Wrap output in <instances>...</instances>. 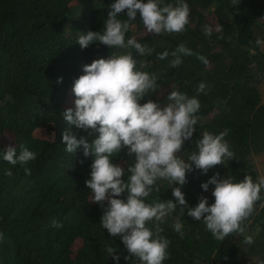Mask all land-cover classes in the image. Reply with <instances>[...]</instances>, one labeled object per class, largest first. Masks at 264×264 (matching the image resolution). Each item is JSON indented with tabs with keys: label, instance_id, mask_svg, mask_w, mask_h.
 <instances>
[{
	"label": "trees",
	"instance_id": "trees-1",
	"mask_svg": "<svg viewBox=\"0 0 264 264\" xmlns=\"http://www.w3.org/2000/svg\"><path fill=\"white\" fill-rule=\"evenodd\" d=\"M115 0H0V264H117L105 249L116 247L119 264H139L136 257L126 261L129 253L120 237H112L101 225L103 209L91 202L92 193L85 181L90 179L93 156L85 157L83 147L76 153L66 152L62 133L68 128L62 113L75 109L74 82L84 74V65L111 55L131 52L133 58L147 66L137 70L155 73L160 88L146 95L149 100L167 104L173 90L196 97L200 102L196 132L185 141L178 155L187 161L198 151L196 140L208 131L215 135L227 129L225 140L235 159L227 165H217L207 174L202 170L187 173L182 191L189 208L198 205L201 196L214 203L215 185L207 191L201 187L217 172L220 179L231 175L235 182L251 175L260 177L253 155L264 152V0H184L190 16L181 33L150 34L144 28L139 12L126 33V40L135 36L141 44L153 48L151 55L141 56L135 49L109 48L93 43L82 49L79 35L88 31L102 32L109 6ZM147 3V0H144ZM175 6L178 0H163ZM127 10L120 19H127ZM213 28L211 37L203 26ZM222 32H216L217 26ZM192 50L182 55L183 63L172 68L171 55L164 60L158 54L171 53L179 44ZM203 55L208 65L197 56ZM62 78V82H57ZM201 82L203 93L197 92ZM51 128V135L42 134ZM89 143L98 132L89 135L73 128ZM91 131V130H89ZM45 133V132H44ZM10 140V143H9ZM21 145L37 154L26 164L11 165L2 152L9 146ZM113 162L125 168L135 163V157L123 149ZM31 169V175L25 174ZM193 168L195 166L193 165ZM13 175H5L6 170ZM159 191L147 198L175 200L166 180L156 182ZM126 193L122 199H126ZM264 189L252 215L244 222L243 234L233 233L216 240L206 230L203 221H196L177 211L165 217L161 235L170 241L168 258L163 264H264ZM107 206V202H105ZM62 227L53 225V221ZM182 224L183 238L173 225ZM148 227L155 230V221ZM246 236L254 242L245 244Z\"/></svg>",
	"mask_w": 264,
	"mask_h": 264
},
{
	"label": "clouds",
	"instance_id": "clouds-1",
	"mask_svg": "<svg viewBox=\"0 0 264 264\" xmlns=\"http://www.w3.org/2000/svg\"><path fill=\"white\" fill-rule=\"evenodd\" d=\"M239 3L240 0H232L234 5ZM109 9L102 32L88 31L79 35L77 43L82 49L98 42L109 48L135 49L141 56L151 55L154 49L138 42L135 36L126 40V33L137 13L147 32L156 35L184 32L190 16L189 5L184 0H178L175 6L165 4L163 0H147V3L144 0H115ZM125 10L127 19H120ZM202 30L211 37V26L205 25ZM215 31L222 32L223 26L218 25ZM256 44L264 45V40L258 39ZM169 55L173 57L170 66L179 68L183 63L181 56H190L193 52L181 43L171 53L165 50L158 54V59L164 60ZM197 58L205 65L209 64L203 55ZM138 63L141 68L147 66L127 52L84 65V74L74 82L75 109L69 108L62 113L69 126L62 133V143L68 153H76L83 147L85 157H94L90 179L85 184L92 193L91 202L103 209L100 226L112 237H120L125 245L129 255L124 259L130 261L134 256L139 264H163L168 258L170 244L161 235L164 230L160 224L165 217L180 206L181 215L187 208V215L203 221L206 230L218 241L233 233L243 234L244 222L252 215L256 202L261 200L264 177L254 182L252 176L247 175L242 181L235 182L231 175L220 179L217 172L201 185L204 191L210 184L215 185L212 192L214 203L209 205L208 198L201 196L198 205L189 208L182 191L187 183V173L198 169L207 174L211 168L227 165L228 161L235 159L225 140L228 131L226 129L218 135L204 131L196 140L198 151L190 153L187 161L180 158L178 153L185 141L191 140L196 132L200 102L196 97L173 90L164 106L152 100L141 104L140 101L156 92L160 85L155 73L137 70ZM57 82H62V78ZM205 89L206 84L201 82L197 92L203 93ZM73 128L89 132V135L98 132L99 135L89 143L85 136L77 138ZM20 147L17 155L16 147L9 145L2 152L3 160L15 166L36 159L35 152L24 145ZM123 149L135 157V163L127 168V181L124 179L125 168L112 159ZM25 174L31 175V169L25 168ZM5 175L13 173L9 169ZM158 180L180 185L172 187L175 200L146 202L153 191H159ZM125 193L126 199L118 198ZM152 221H155V230L147 226ZM53 225L62 227L55 220ZM173 228L183 238L182 224L176 222ZM3 239V233H0V240ZM253 242L252 236L244 239L245 244ZM105 252L119 264L121 257L116 247L109 245Z\"/></svg>",
	"mask_w": 264,
	"mask_h": 264
},
{
	"label": "rangeland",
	"instance_id": "rangeland-1",
	"mask_svg": "<svg viewBox=\"0 0 264 264\" xmlns=\"http://www.w3.org/2000/svg\"><path fill=\"white\" fill-rule=\"evenodd\" d=\"M263 89V96H264V84L262 85ZM264 100V98H263ZM45 132V133H44ZM42 134L45 135H51V128L45 129L42 131ZM10 143V140H9ZM253 163L255 165V168L258 170L259 176L264 177V152L259 153V154H254L253 155Z\"/></svg>",
	"mask_w": 264,
	"mask_h": 264
}]
</instances>
